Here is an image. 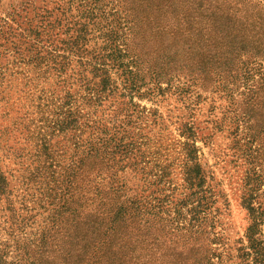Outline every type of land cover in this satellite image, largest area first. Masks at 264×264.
<instances>
[{
  "label": "trees",
  "instance_id": "1",
  "mask_svg": "<svg viewBox=\"0 0 264 264\" xmlns=\"http://www.w3.org/2000/svg\"><path fill=\"white\" fill-rule=\"evenodd\" d=\"M40 1H24L14 14L3 18L0 37L11 43L21 63L38 69V79L48 78L51 72L63 91L55 99L54 93H44L46 106L57 103L58 107L37 137L26 129L18 137L26 145L15 142L8 148L16 159L27 157L29 165L20 181V198L0 171V227L7 236L0 239V264H264V170L257 142L264 134V81L253 83L234 111L238 129L250 115H259L261 121L256 119L249 127L244 124L249 131L255 125L243 145V156L252 165L243 194L249 225L232 253L226 229L218 230L228 203L223 191L214 190L209 165L202 164L195 123L182 125L187 139L179 197L174 199L178 187H171L166 168L153 175V184L166 187L162 191L168 194L163 198L131 193L119 176L126 168H141L144 173L143 154L132 137L121 134L123 123L117 115L109 118L110 127L104 126V114L98 115V110L122 99L131 108L124 115L129 119L137 111L135 95L149 85L140 77L134 59L138 54L128 56L121 44V31L130 23L123 25L120 16L116 19L105 0H92L91 5L88 0H79L78 5L71 0L54 8L50 1ZM197 1L192 7L196 25H240L235 21L241 18L242 25L264 29L263 18L247 21V11L264 15V6L250 0ZM174 2L157 0L154 7L160 10ZM182 2L176 7L182 8ZM186 5L188 9L177 12L183 14L181 22L190 16L186 14L189 0ZM241 38L244 46L254 42L252 47L258 52L242 47L243 54L228 61L252 58L254 63L264 57V36L262 41ZM206 57L212 59L206 62L214 59ZM155 61L158 66L166 65L160 58ZM153 71L151 77L159 84L161 75ZM158 93H163L161 86ZM84 191L96 203L88 212L74 205V196ZM44 212H49L48 217L33 230L39 213Z\"/></svg>",
  "mask_w": 264,
  "mask_h": 264
},
{
  "label": "rangeland",
  "instance_id": "2",
  "mask_svg": "<svg viewBox=\"0 0 264 264\" xmlns=\"http://www.w3.org/2000/svg\"><path fill=\"white\" fill-rule=\"evenodd\" d=\"M24 1L28 0H0V25L3 18L14 14L17 6ZM29 1L39 4V0ZM47 1L54 8L58 3L71 0ZM76 1L78 5L80 1ZM91 1L88 0L89 5ZM180 1L175 0L172 5L165 4L162 6L164 8L157 10L154 7L157 0H105L107 9L112 8L116 12V19L120 16L123 25L125 21L130 23L126 31H121L124 35L121 44L128 56L138 54L134 59L139 63L140 77L145 78L149 85L135 95L134 101L138 106L131 118H124L126 111L131 108L123 105L122 99L108 102L98 110V115L104 114L103 124L108 127L111 126L109 118L117 115L123 123L121 134L132 137L141 148L145 172L141 168H126L119 176L127 183L131 193L145 197L150 193L161 198L168 194L162 191V188H166L163 183L159 186L153 184V175L163 168H166V179L171 181V187H178L174 199L179 197L186 156L184 142L187 139L182 134V125L195 123L198 128L196 145L202 153V164L209 165L207 172L213 177L214 190L223 191L228 203L218 230L226 229L227 243L233 248L232 253H235L234 247L239 245L238 240L243 238L249 225L248 212L243 206V194L245 177L252 165L243 156V150H246L243 145L247 140H244L246 134L251 133L255 125L251 126L250 131L246 125L249 127L255 124L256 119L261 121V117L250 115L243 123L240 122L243 126L238 129L234 111L241 106L239 103L253 88V83L257 85L264 81V57L254 59V63L252 58L241 59L239 63L237 60H228L233 55L243 54L242 47L251 48L255 44L250 42V46H244L240 42L241 37L246 38V42L251 39L262 41L264 29L242 25L241 18L236 21L230 18L240 25H196L198 18L192 7L196 6L197 0H189L190 10L186 14L190 16L181 22L179 18L183 14L177 12H182L183 7L188 9V0H182V8L176 7ZM250 1L258 7L264 6V0ZM260 12L247 11V21L264 19ZM6 41L0 37V171L6 175L10 187L15 190L14 194L20 198L23 191L20 181L29 160L27 157L14 158L8 148L14 146L15 142L26 145L23 138L18 139L23 137L26 129H29L30 135L37 137L41 126L48 124L46 118L52 117V111L58 107L57 103L46 106L45 94L54 93L55 99L63 89L57 86L51 72L48 78L38 79V69L21 63L11 43ZM252 51L258 52L254 47ZM205 56H214L215 61L206 62L212 59ZM157 58L166 65L158 66L155 61ZM246 67L251 70L246 71ZM153 69L161 75L159 84L155 77H151V72H155ZM159 86L163 90L162 94L158 93ZM50 103L47 101L48 105ZM92 110L90 108V112ZM45 129L48 128L45 127L43 132ZM257 142L262 149L261 166L264 170V134ZM30 143H35V140ZM74 198L78 211L88 212L95 208L96 203H93L87 191L76 194ZM48 214L39 213L33 230ZM1 238H7L2 227Z\"/></svg>",
  "mask_w": 264,
  "mask_h": 264
}]
</instances>
